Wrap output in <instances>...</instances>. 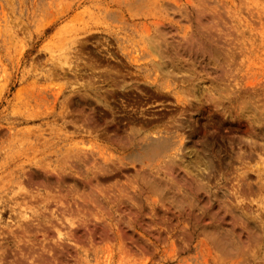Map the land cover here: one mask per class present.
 I'll list each match as a JSON object with an SVG mask.
<instances>
[{
    "label": "rangeland",
    "instance_id": "374dc122",
    "mask_svg": "<svg viewBox=\"0 0 264 264\" xmlns=\"http://www.w3.org/2000/svg\"><path fill=\"white\" fill-rule=\"evenodd\" d=\"M45 263L264 264V0H0V264Z\"/></svg>",
    "mask_w": 264,
    "mask_h": 264
},
{
    "label": "bare ground",
    "instance_id": "6f19581e",
    "mask_svg": "<svg viewBox=\"0 0 264 264\" xmlns=\"http://www.w3.org/2000/svg\"><path fill=\"white\" fill-rule=\"evenodd\" d=\"M32 262V261H31ZM33 262H34V260H33ZM59 263V262H58ZM46 264V263H45Z\"/></svg>",
    "mask_w": 264,
    "mask_h": 264
}]
</instances>
